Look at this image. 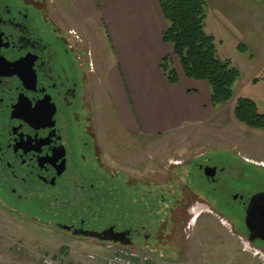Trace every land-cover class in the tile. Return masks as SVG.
Segmentation results:
<instances>
[{
  "label": "rangeland",
  "instance_id": "rangeland-1",
  "mask_svg": "<svg viewBox=\"0 0 264 264\" xmlns=\"http://www.w3.org/2000/svg\"><path fill=\"white\" fill-rule=\"evenodd\" d=\"M56 1L63 6L73 3ZM205 3V32L215 39L217 58L228 61L239 72V78L232 87L231 99L216 107L207 123L158 136H144L126 129L114 107L113 89L109 91L107 85L108 71L115 66L109 38L104 28L94 21L87 22L84 36L89 50L99 56L96 62L101 66L99 76L103 78L97 96L101 108L97 127L102 129L101 143L105 150L119 151L117 157L107 152L106 157L116 168L137 175L150 174L152 179L145 189L138 183L135 194L123 178L113 186L107 184L109 188L104 184V189L110 192L103 208L96 210V216L88 210L77 217L94 228H102L117 217L122 227L145 226L151 230L148 240L141 238L130 248L148 252L152 248L163 254L168 264H264L258 257L264 256V245H252L258 252L256 256L228 232L229 228L242 239L245 236L238 228L241 213L225 205L235 193L264 190V131L240 124L233 115L239 99L253 101L259 112L264 113V0H205ZM105 134L113 139L106 142ZM198 165L223 170L218 175L219 182L207 181ZM93 175L101 177L99 171ZM116 187L119 193L113 190ZM165 204L172 210L162 226ZM38 207L36 221L31 220V212L27 213L30 216H26L25 223L0 220V264H41L43 256L62 264H105L104 260L113 253L114 249L107 247L111 246L109 243L75 239L51 229L49 223L70 224L67 208L52 209L44 200ZM202 211L215 216L204 214L192 225L195 214ZM31 222L35 226H28ZM89 254L96 260H88Z\"/></svg>",
  "mask_w": 264,
  "mask_h": 264
},
{
  "label": "flooded vegetation",
  "instance_id": "flooded-vegetation-1",
  "mask_svg": "<svg viewBox=\"0 0 264 264\" xmlns=\"http://www.w3.org/2000/svg\"><path fill=\"white\" fill-rule=\"evenodd\" d=\"M71 5L56 0H0V220L25 223L31 212V220L36 221L38 204L44 200L52 209L61 206L69 211L70 224L49 223L51 229L91 241L100 240L88 233L112 230L125 233L117 239L133 247L141 238L148 240L151 230L143 225L122 227L119 217L94 228L77 217L88 210L96 216V210L103 208L110 192L104 184L113 186L123 178L135 194L136 185L145 189L152 177L116 168L106 157V152L117 157L119 151L105 150L102 129L97 127L101 109L97 96L103 83L96 62L100 59L87 46L86 19ZM107 85L110 91L109 81ZM104 139L109 142L113 137L105 134ZM206 167L215 169V176L206 180L218 183L223 170L209 165L197 168L204 175ZM95 171L101 177L94 176ZM113 190L119 193L118 187ZM259 193L264 190L235 193L225 202L241 213L238 228L246 239L252 230L248 210ZM171 210L163 205L160 225ZM251 244L264 245V241L255 239Z\"/></svg>",
  "mask_w": 264,
  "mask_h": 264
},
{
  "label": "crops",
  "instance_id": "crops-1",
  "mask_svg": "<svg viewBox=\"0 0 264 264\" xmlns=\"http://www.w3.org/2000/svg\"><path fill=\"white\" fill-rule=\"evenodd\" d=\"M87 22L105 29L115 66L108 71L114 107L126 129L146 136L195 129L213 116L206 82L184 76L172 47L162 41L165 21L156 0H72ZM168 57L177 76L170 85L160 69ZM204 214H195L193 223ZM242 243L240 235L228 228ZM114 249L113 246H107ZM157 254L156 256L152 253ZM156 264L166 257L150 248Z\"/></svg>",
  "mask_w": 264,
  "mask_h": 264
},
{
  "label": "trees",
  "instance_id": "trees-1",
  "mask_svg": "<svg viewBox=\"0 0 264 264\" xmlns=\"http://www.w3.org/2000/svg\"><path fill=\"white\" fill-rule=\"evenodd\" d=\"M165 21L162 41L172 47L173 55L188 79L206 82L211 107L227 103L239 72L228 61L216 55L215 39L205 32V0H156ZM160 69L170 85L177 76L168 57L162 59ZM234 118L246 127L264 131V113L249 99H239L233 110Z\"/></svg>",
  "mask_w": 264,
  "mask_h": 264
},
{
  "label": "water",
  "instance_id": "water-1",
  "mask_svg": "<svg viewBox=\"0 0 264 264\" xmlns=\"http://www.w3.org/2000/svg\"><path fill=\"white\" fill-rule=\"evenodd\" d=\"M204 175L208 179L213 178L215 176V169L209 167L204 168ZM248 218L252 224V230L249 232V237L247 239L248 242L251 244L255 239L264 241V193H259L253 196L248 210ZM121 235L124 236L126 234H115L112 230H108L101 234L94 232L87 234L88 237L114 244H120V241L117 238H120Z\"/></svg>",
  "mask_w": 264,
  "mask_h": 264
},
{
  "label": "built area",
  "instance_id": "built-area-1",
  "mask_svg": "<svg viewBox=\"0 0 264 264\" xmlns=\"http://www.w3.org/2000/svg\"><path fill=\"white\" fill-rule=\"evenodd\" d=\"M244 247L247 249H251L248 244L242 242ZM253 250V249H251ZM253 253L258 256V252L253 250ZM261 257L264 261V256ZM87 259L90 261H95L96 257L93 255H88ZM105 264H156L153 258L150 256L149 253L143 250L133 249L129 247H117L114 249L112 255L105 260ZM41 264H62L58 262L56 259L43 256L41 258Z\"/></svg>",
  "mask_w": 264,
  "mask_h": 264
}]
</instances>
